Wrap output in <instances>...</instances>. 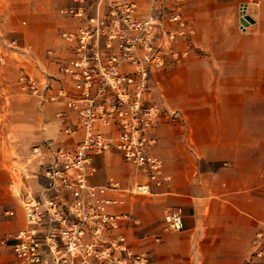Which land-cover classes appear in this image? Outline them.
<instances>
[{"label":"crops","instance_id":"crops-1","mask_svg":"<svg viewBox=\"0 0 264 264\" xmlns=\"http://www.w3.org/2000/svg\"><path fill=\"white\" fill-rule=\"evenodd\" d=\"M74 3L0 0V47L6 51L16 40L19 59L30 53L55 70L46 52L66 49L59 34L73 19L60 10ZM243 3L252 17L246 29ZM184 14L195 29V52L156 76L158 100L182 115L177 122L165 119L154 133L153 152L164 160L167 179L151 182L148 194L110 188L112 182H148L110 152L95 156L90 180L122 200L109 210L131 218L116 232L133 251L147 252L149 264H263L256 239L264 232V0H186ZM9 56L0 69V264H15L10 245L1 241L27 225L20 192L42 189V165L52 158L47 145L79 136L62 133L56 115L63 107L42 105L14 84L18 57ZM36 147L42 153L34 156ZM178 206L183 228L167 231L165 211Z\"/></svg>","mask_w":264,"mask_h":264},{"label":"built area","instance_id":"built-area-1","mask_svg":"<svg viewBox=\"0 0 264 264\" xmlns=\"http://www.w3.org/2000/svg\"><path fill=\"white\" fill-rule=\"evenodd\" d=\"M74 2L60 10L73 19V26L59 34L68 48L66 59L47 49L56 65L52 70L29 53L19 84L42 105L63 107L56 115L62 133L79 136L72 143L47 145L52 158L42 165V189L20 192L27 225L1 245H10L15 264H149L147 252L133 251L126 235L116 232L131 218L128 212L109 210L122 200L103 194L107 187L90 178L95 156L117 152L148 182L108 187L148 194L151 182L167 179L164 160L153 152L154 133L165 119L177 122L182 115L158 100L156 76L195 52V29L184 14L186 0ZM248 14V4H241V18ZM241 27H247L242 20ZM10 53L19 59L16 40L6 44V51L0 49V63ZM41 153L39 147L33 151L34 156ZM164 223L167 231L181 230L182 208H168Z\"/></svg>","mask_w":264,"mask_h":264},{"label":"rangeland","instance_id":"rangeland-1","mask_svg":"<svg viewBox=\"0 0 264 264\" xmlns=\"http://www.w3.org/2000/svg\"><path fill=\"white\" fill-rule=\"evenodd\" d=\"M0 49L3 50V47H0ZM60 51H61L60 54H61L62 60L66 59V57L68 56V48H67V45H66V49L63 48ZM9 58H10V56H9V54H7L5 62L4 63H0V69L1 68L4 69L3 67L8 64ZM12 61L14 62V64H12V67L14 68V70H16V73L18 74V76L14 79L13 82H14V84H18L20 86V84H19V81L20 80L19 79H20V76L22 74L23 65L26 64V62H24L25 61L24 58H20V59L14 58ZM169 68H167L165 70H162V71H159L157 73V75L158 74H161L162 72H164L166 70H168ZM258 238L256 239L257 240L256 241V245H258V248H257V251H256V255H257V257L260 258L261 262L264 264V254L263 255H259L258 254L260 250H263L264 251V232H263V235L259 236Z\"/></svg>","mask_w":264,"mask_h":264},{"label":"water","instance_id":"water-1","mask_svg":"<svg viewBox=\"0 0 264 264\" xmlns=\"http://www.w3.org/2000/svg\"><path fill=\"white\" fill-rule=\"evenodd\" d=\"M251 20H252V17L250 15H246V17L242 19V22L244 24H248L249 21H251Z\"/></svg>","mask_w":264,"mask_h":264}]
</instances>
